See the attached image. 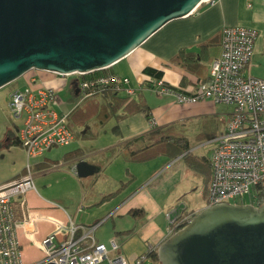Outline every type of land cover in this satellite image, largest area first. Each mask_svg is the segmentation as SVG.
<instances>
[{"label":"crops","instance_id":"1","mask_svg":"<svg viewBox=\"0 0 264 264\" xmlns=\"http://www.w3.org/2000/svg\"><path fill=\"white\" fill-rule=\"evenodd\" d=\"M166 25L168 26V34L162 37L160 42L149 41L157 31ZM228 25H244L257 30L258 35L255 41L254 53L244 72L248 75L264 78V0H214L213 2L201 3L193 13L169 21L140 46L108 67V70L129 78L128 86L134 91L131 93L132 97L137 101H143L150 107L151 119L154 120L155 125H152L151 119L147 117L143 109L131 111L122 116H118L115 113L109 118H106L110 107L109 102L112 101L110 92L92 96L90 99H82L79 95L75 76H68L65 79L54 72L39 69H31L22 76L24 79L22 84H26L33 78H37L47 85L54 86L58 89L59 101L56 107L60 111L68 114V125L74 134L70 143L66 145H54L69 146L73 144L60 158L52 156L49 151L54 146H51L42 154L30 159L34 177L44 176L42 180L44 182L46 181V183L42 181L37 184L36 182V188L26 192L23 207L21 198H16L14 202L18 219H21L24 214L36 218L34 228L30 233L25 231L21 223L17 226L22 260L25 264H30L41 259L44 255L41 246L42 239L56 231L61 225H67L70 219L76 224H84L87 226L96 225L93 231L94 237L98 241L107 244L109 242L105 241L106 237L98 233V229L100 228V223L104 220L103 218L109 216L113 217L116 232L122 231L117 233L123 234L124 230H131L123 234L127 236L123 240L125 244L132 237L137 236L136 233H141L143 236V238L139 237V240H144L145 243H151L149 240H152L154 246L159 245L168 237V232L164 233L165 231L163 229L153 224V219L162 211L159 208L161 203L159 202L158 196L161 192H158V190H164V188H150L151 182L143 184L145 181L138 184V176L134 180L136 175L133 173L134 176L132 174L129 175L127 173L128 170H126L127 176L124 179L121 178L118 183L114 184L115 189L111 188L107 192L103 191V189H94L95 182L98 180L97 177L95 180L92 179L91 184L93 185V189H91L87 179L77 175L75 164L79 159H85L89 163L97 166L93 174L99 175L104 174V171L119 157H123L127 161L143 163L151 161V159L156 158L158 155L144 160L133 159L129 155L131 149L143 147L147 143V140L141 139L134 141L129 147H126V143L142 134H148L152 128L157 126L178 123L185 135H187L186 129L181 124L188 121L190 123L196 121L202 124L201 131L196 134L201 139H214V137L222 133L231 117L233 111L232 106L214 102L211 99L179 103L173 95L159 94L150 84L155 79V76L146 73L144 68L151 66L162 70V78L172 85H187L207 80L209 77L210 62L221 50L222 29ZM181 49L193 51V59L185 61L181 59L174 60V56ZM16 86L19 85L14 84V87ZM66 90L69 94L63 97L62 93ZM120 94L126 95L127 92L123 89ZM101 119H108L107 122H110L109 127L111 128L109 129L108 125L106 128L105 125L102 126L96 137L100 135L101 131L105 130V133L109 129L111 131V137L108 135L110 141L101 146L93 143L88 145L84 140L92 137L83 134L85 130L84 126L88 121L95 127ZM4 125L2 131H0L1 153L4 150H9L12 146L15 147L18 145L17 147L22 149L27 159L25 148L19 141L15 143L13 140L16 136V122L7 118V122ZM213 132L214 134H209ZM206 134L207 136H205ZM187 137L191 145L190 150L197 156L204 155V153L196 152L193 149L191 140L188 135ZM2 143L4 145H1ZM214 146L215 141H213L210 149L212 150ZM209 152H206L207 157L209 156ZM166 157L170 156L167 155ZM11 161L7 167L0 170V183L9 181L27 172V160L23 158H12ZM179 161H182L181 164L176 165ZM171 162L168 163L171 164L169 168L174 166L173 169L175 171L183 172L185 175L188 172L189 177H191V182L197 183V189L201 190L203 182H205L203 191L204 202L200 204V207L192 208L199 211L207 205V191L211 180V171L210 174L209 172L207 173L199 162L195 165L188 164L182 157ZM190 170L193 173H190ZM48 180L49 182H47ZM132 180L133 183L127 186ZM60 181L62 183L71 182L74 188L79 189L80 195L74 198L64 189L65 186L56 191L50 189L47 194L42 195L40 188L48 190L50 184L52 188L53 182L59 183ZM122 181H127V184L123 187L125 188L122 193L123 199L113 205L104 217L93 219L88 211L85 213V207L100 204L103 195L118 189ZM135 184L138 186L135 187ZM76 199L79 200L76 201ZM131 209H143L142 216L134 215L132 217L133 215H130L133 219H139L141 222L139 223L133 220L132 225L127 223L126 225L117 227L116 221L114 220L116 215H123L124 213L126 215L130 213ZM183 211L186 213L189 210L186 208ZM145 217H148L147 221H143ZM144 228L148 229L146 233L143 232V230L145 231ZM77 234L83 235L81 230H78ZM58 235H61V231L57 232V240L61 239ZM66 237L67 234L64 233L62 239ZM89 241L90 237L82 238L84 245H87ZM125 244H119V251L125 258L127 255L130 257H128L129 259L126 258L129 261L132 260L131 262L128 261L130 264H132L136 257L145 253L141 252L143 248L133 252ZM146 263L159 264V261L149 256L142 264Z\"/></svg>","mask_w":264,"mask_h":264},{"label":"built area","instance_id":"2","mask_svg":"<svg viewBox=\"0 0 264 264\" xmlns=\"http://www.w3.org/2000/svg\"><path fill=\"white\" fill-rule=\"evenodd\" d=\"M213 1L204 0L201 3ZM257 35L256 29L244 25L225 26L222 29L221 50L210 62L207 80L172 85L163 78H155L150 83L159 94L173 95L179 103L211 99L233 107L225 130L214 137L215 146L209 154L211 180L207 205L238 202L237 199L247 193H251V203L259 205L264 202L259 192L252 190L264 181V78L244 72L254 53ZM96 71L75 72L73 75L54 73L65 79L75 76L82 99L93 93L97 86L110 83L122 86L129 93L134 92L128 86L129 78L115 72L85 77ZM58 101V89L37 78L11 91L10 111L14 117L22 119L16 137L27 153V172L0 183V264H25L17 226L21 223L30 233L36 218L24 214L18 219L14 202L16 198H21L23 207L26 192L36 188L30 159L51 146L66 145L74 137L68 125V114L56 107ZM151 123L155 125L153 119ZM183 210L178 206L167 210L168 236L186 225L196 213H184ZM95 227L76 224L70 219L67 225H61L42 239L44 255L30 264H99L104 259H108L109 264H130L118 252L116 240L111 239L108 246L94 237ZM78 230L82 231V236L77 234ZM59 231L67 237L57 240ZM84 237H90L87 245L82 243ZM156 247L149 244V250L136 257L132 264H142ZM111 252L115 254L110 256Z\"/></svg>","mask_w":264,"mask_h":264},{"label":"water","instance_id":"3","mask_svg":"<svg viewBox=\"0 0 264 264\" xmlns=\"http://www.w3.org/2000/svg\"><path fill=\"white\" fill-rule=\"evenodd\" d=\"M202 1L0 0V88L31 69H106ZM75 168L86 177L97 166ZM156 250L160 264H264V202L207 205Z\"/></svg>","mask_w":264,"mask_h":264},{"label":"rangeland","instance_id":"4","mask_svg":"<svg viewBox=\"0 0 264 264\" xmlns=\"http://www.w3.org/2000/svg\"><path fill=\"white\" fill-rule=\"evenodd\" d=\"M167 25L164 26L159 31H157L151 37V39L149 41L160 42L161 38L168 34V26ZM23 80H24L23 77H21L17 81H15L14 83L5 85V86L0 88V131H2L3 127L5 126L4 124H6L7 118L16 122L17 126L22 125V119L16 118L13 116V114H11V111L9 108V101H10V94H11V91L14 87V84H18L19 86H25L26 85L25 83L22 84ZM68 94H69V92L66 90L62 93V96L65 97ZM107 125L109 127L110 122H107L105 124V128L107 127ZM181 125L184 129H186V133L189 136V138L191 140V144L193 146V149H195L196 152L204 153V155H207L206 152H209V150L211 152L210 148L212 146L213 139H201V138L196 136V134L199 131H201V128H202L201 123L196 122V121L190 123L188 121V122H185ZM110 128L111 127H109V129ZM109 129L105 133H104L105 130L101 131L100 135L96 138H93V139L92 138H86L84 141H86L88 145L93 143V144H96L98 146H101L102 144L110 141V139L108 138V135L111 137V131ZM16 133H17V130H16ZM1 145H4V143H2ZM72 145L54 146L49 152L52 154V156H55L56 158H60L68 148L72 147ZM17 146H15V147L12 146L9 150H4V152H2V153L0 151V170H3V168L7 167L9 165V163L12 162L11 161L12 158H23V159L27 160L26 154L22 151V149L20 147H17ZM210 152H209V154H210ZM166 156L167 155H158L156 158L151 159V161L144 162V163L138 162V161H127L123 157H119L117 160H115L109 166V168H107L104 171V174H99V175L93 174V175L86 176L84 178L87 179L89 186L91 187V189H93V185L91 184V181H92V179L95 180V178L97 177L98 180L95 182L94 189H103V191L107 192V191H110L111 188H113V189L116 188L114 184L118 183L121 178L124 179L127 176L126 170H128L127 173L129 175L132 173L134 175H136V178L134 180H136L137 176H138V181H137L138 184L143 183L145 181L143 184H146L147 182H151L150 188L151 187L164 188V190H161V189L158 190L157 189L158 192H161V194L158 195V193H157V195L159 196V202L161 203L159 208L162 211L159 214H157L156 217L153 219V224L155 226H157L158 228L163 229V231H165L164 233H167L169 221H168V218L166 216V212H167L166 210L173 207V206H178V207L184 208V209L187 208L189 210L188 212L198 211V210L192 209V208H194V207L198 208V207H200V204L204 202L203 201V195H204L203 191H204V183L205 182H203L201 190L197 189L198 188V187H196L197 183L191 182V177H189L190 175H188V172L185 175L183 172L175 171L173 169L174 166H171V168H169L171 164H168V163L171 161L174 162V160L181 158V155L174 157V158L166 157ZM166 162H168V163L166 164ZM181 162L180 161L177 162L176 165L181 164ZM54 165H56V163H54ZM191 172L192 171L190 170V173ZM94 175H97V176H94ZM43 178H44V176L36 177L35 183L36 182H37V184L41 183L43 181L42 180ZM47 182H49V180ZM43 183H46V181L45 182L43 181ZM132 183H133V180L130 181V183H128L127 186L131 185ZM49 186H50V188H48V190H44L45 188L44 189L40 188L42 195L45 193L47 194V192L50 189H53V191H56V190H58L64 186H65L64 189L70 195H72L74 198L76 196L80 195L79 189L74 188L73 185L71 184V182H64V183H62L61 181L59 183L53 182L52 188H51V184ZM134 186L136 187L138 185L135 184ZM124 190H125V188H123L118 193L111 196L109 199H106L105 202H102L100 204H95V205H88L87 207L84 208L85 213L88 211L93 219L104 217L109 212V210L113 207V205H115L119 200L123 199L122 193ZM252 190L253 191H259L256 187H254ZM207 193H208V191H207ZM157 195H155V197H157ZM78 200L79 199H76V201H78ZM252 200H253V198L251 196V193H247V194H245V195H243L237 199V201L240 203H249V202H252ZM188 212H186V213H188ZM130 215L132 216L133 214L130 212V213H127L126 215H125V213L123 215H116V217L114 218V220L116 221V226L120 227L121 225H126L127 223L132 225V222L135 219L132 218V217H134V215L132 217ZM103 219L104 220L100 223L101 225H100V228L98 229V233L101 234L103 237H106L105 241L109 242L108 246L110 245L111 239L116 240L118 242V244H121V243L125 244V242L123 240H125L127 238V236H126V234L125 235H123V234L130 232L131 230L130 231H127L128 229L124 230L123 234L117 233V232H122V231L116 232V230H115L116 228L114 227L113 217L109 216V217L103 218ZM147 219H148V217H145V219H143V221H147ZM93 221H95V220H93ZM135 221H137L139 223L141 222L139 219H136ZM144 229H145V231L143 230V232L146 233L148 229L147 228H144ZM135 232H137V231L135 230ZM136 234H137V236H134L131 239L128 238L130 240L127 241L125 246L129 247V250H131L133 252L134 251L136 252L142 248L143 249L141 250V252H147L149 250V244L153 243L152 240H149V242H151V243H145L144 240L142 241V240L138 239L139 237L143 238L141 233H136ZM63 235H64V232L61 231V235H58V237H60L62 239ZM120 236H122V237H120ZM118 252H120V251L118 250ZM113 253L115 254V252H111L110 256L114 255ZM137 254H139V253H137ZM128 257L129 256L127 255L126 258L129 259L130 257L129 258ZM131 261H129V262H131ZM99 264H109V261H108V259H104V260L100 261Z\"/></svg>","mask_w":264,"mask_h":264},{"label":"trees","instance_id":"5","mask_svg":"<svg viewBox=\"0 0 264 264\" xmlns=\"http://www.w3.org/2000/svg\"><path fill=\"white\" fill-rule=\"evenodd\" d=\"M194 52L188 51L186 49H181L175 56L174 60H189L193 59ZM99 71V72H97ZM95 73L85 75V77H93L95 74L98 73H108L113 72L108 70V68L103 70H97ZM146 73L152 74L155 78H162V70L156 69L151 66H147L144 68ZM152 85V84H151ZM123 87H118L117 85L110 83L108 85L97 86L93 93L89 96L85 97L86 99H90L92 96L103 94L105 92H110L112 96V101L109 102V112L106 118H109L112 114H117L118 116H122L128 112L143 109L146 112L148 118L151 119V110L150 107L147 106L146 103L143 101H137L132 97V94L127 92L126 95L120 94L123 91ZM84 98V99H85ZM121 110V111H120ZM108 119H101V121L97 122V126H92V123L86 122L84 128L85 130L82 132L85 136H91L92 138L96 137L100 131V128L105 125ZM209 134H214L209 133ZM207 136V134L205 135ZM147 140V143L143 147L133 148L131 149L129 155L130 158L144 160L148 158L155 157L160 154H165L170 156L171 158L180 156L185 159L188 164L195 165L199 162V164L203 167L207 173L211 171V166L209 163V156L207 155H199L193 153L190 150L191 145L190 141L185 135L184 131L180 128L178 123H172L167 126H157L152 128V130L148 134H142L141 136L133 139L130 142L126 143V147H129L130 144H133L134 141L138 140ZM14 142L18 143V138L14 137ZM198 166V165H197ZM127 181H122L121 185L118 189L108 192L103 195L101 202L106 201L114 194L118 193L125 185ZM209 187V186H208ZM207 188V187H206ZM256 188L259 190V194L261 195L262 199L264 198V185L261 183L257 185ZM100 202V203H101ZM133 215H143V209H131L130 211ZM149 256L153 257L156 261H159L157 250H153L150 252ZM160 263V262H159Z\"/></svg>","mask_w":264,"mask_h":264},{"label":"flooded vegetation","instance_id":"6","mask_svg":"<svg viewBox=\"0 0 264 264\" xmlns=\"http://www.w3.org/2000/svg\"><path fill=\"white\" fill-rule=\"evenodd\" d=\"M17 128H18V126H17Z\"/></svg>","mask_w":264,"mask_h":264}]
</instances>
